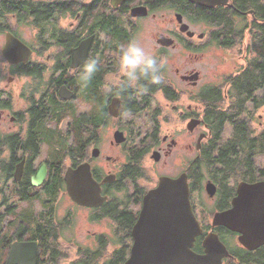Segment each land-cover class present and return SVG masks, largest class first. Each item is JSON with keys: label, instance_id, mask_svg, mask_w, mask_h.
Listing matches in <instances>:
<instances>
[{"label": "flooded vegetation", "instance_id": "flooded-vegetation-1", "mask_svg": "<svg viewBox=\"0 0 264 264\" xmlns=\"http://www.w3.org/2000/svg\"><path fill=\"white\" fill-rule=\"evenodd\" d=\"M181 3L0 0V256L1 249L7 253L3 264L13 245L34 243L39 247L38 264H107L123 245L130 246L128 260L145 196L162 177L177 179L182 174L188 177L191 208L202 231L193 252L201 257L210 252L216 261L222 259L221 264H264V245L245 247L238 233L215 223L218 214L233 208L240 184L264 182V78L255 76L252 97H247L241 116L253 125L250 131L259 149L254 175L207 173L199 180L197 167L211 135L205 122L209 102L220 101L222 111L231 108L232 78L237 73L229 67L235 63L237 68L238 62L234 52L241 53L238 64L244 58L248 62L252 54L256 62L261 60L260 49L246 57L249 46L244 42L245 36L264 28V0H230L215 8L192 3L196 12L185 33L178 20L180 15L187 20ZM146 33L153 36L151 43ZM163 38L171 45L160 43ZM133 39L162 64L161 83L149 84L147 93L129 86L119 72V48ZM181 47L191 53L184 67L177 52ZM209 50L216 62L207 80L195 67ZM89 57L98 60V71L85 85L79 76ZM182 117L186 131L199 136L183 147L188 157L177 154L184 167L173 175L166 170L177 169L173 160L180 142L175 134ZM197 119L201 123L192 132L189 124ZM116 134L126 140L118 143ZM149 158L154 161L151 173ZM82 165L90 166L99 186L96 205L76 203L67 189V171ZM42 167L45 181L35 186ZM209 183L216 187L214 196L207 191ZM62 200L69 203L64 212ZM48 245L53 247L48 248L46 263L40 262Z\"/></svg>", "mask_w": 264, "mask_h": 264}, {"label": "water", "instance_id": "water-1", "mask_svg": "<svg viewBox=\"0 0 264 264\" xmlns=\"http://www.w3.org/2000/svg\"><path fill=\"white\" fill-rule=\"evenodd\" d=\"M191 3H204L209 8L227 6L230 0H186ZM144 14H146L144 12ZM252 14V13H251ZM180 23L183 17L178 16ZM189 30L183 25L182 33ZM192 33L189 32V36ZM92 39L83 46H91ZM163 45H171V40L163 39ZM78 52V51H77ZM75 52V56L77 55ZM201 121L192 120L189 130L194 131ZM118 143L126 139L123 134H116ZM203 137L199 139L200 143ZM154 158L160 159L159 153ZM46 168L42 167L34 179L35 186H40L46 178ZM65 180L71 198L80 205H96L99 186L93 180L89 165L70 168ZM210 196L216 193V187L209 183ZM188 177L182 174L177 179L162 177L157 188L152 189L144 198L140 218L133 229L134 245L130 258L124 264H221L214 254L196 255L192 248L202 231L192 211L190 203ZM215 223L227 227L240 235V242L255 249L264 245V182L258 184L242 183L238 196L233 201V208L218 214ZM39 247L34 244H16L12 246L7 264H37ZM227 254V253H226Z\"/></svg>", "mask_w": 264, "mask_h": 264}, {"label": "trees", "instance_id": "trees-1", "mask_svg": "<svg viewBox=\"0 0 264 264\" xmlns=\"http://www.w3.org/2000/svg\"><path fill=\"white\" fill-rule=\"evenodd\" d=\"M239 4H237L239 8L245 9L246 6H241ZM180 12L191 22L196 11L192 3L182 0ZM224 35H226V33H224ZM247 38H249L250 41L247 44L249 47L246 57L248 58L250 51L252 53H257L260 49L261 60L256 62L259 59L256 60L254 54L251 53L252 58H248L249 61L246 68L244 70L240 69L237 75L232 78L231 108L227 111H222L218 109L220 101L209 102L210 109L205 117V122L209 126L211 135L209 140L203 144L200 152L197 164L199 175L205 174L204 171L210 174L218 173L236 178L240 176L247 178L249 172L254 175L256 167L254 158L259 153V149L255 145L256 138L254 133L251 132L250 124L241 118V116L247 97H252L250 89L254 87L255 76L256 79L258 77L264 78V28L259 32L253 31L247 37L245 36V41ZM259 63L261 64L260 67L262 70L260 73L257 72L256 74L255 70L258 68ZM227 125H230L232 129L230 135L225 137V127ZM262 150L264 151V135L262 137ZM244 170H247L245 174H243ZM201 178L200 175L199 180ZM117 213L120 214V212ZM52 247L51 245L44 246L45 251L40 258V262L46 263L48 248ZM129 250L130 246H119L115 260L107 264H124L128 258ZM55 253L58 252L56 251ZM53 264H60V261L53 260ZM88 264H96V262L88 261Z\"/></svg>", "mask_w": 264, "mask_h": 264}, {"label": "clouds", "instance_id": "clouds-1", "mask_svg": "<svg viewBox=\"0 0 264 264\" xmlns=\"http://www.w3.org/2000/svg\"><path fill=\"white\" fill-rule=\"evenodd\" d=\"M118 56L119 72L129 86H137L140 92L147 93L149 84L161 83L162 64L151 50L142 46L137 40L133 39L121 45ZM97 71L98 60L89 57L82 65L79 78L86 85Z\"/></svg>", "mask_w": 264, "mask_h": 264}, {"label": "rangeland", "instance_id": "rangeland-1", "mask_svg": "<svg viewBox=\"0 0 264 264\" xmlns=\"http://www.w3.org/2000/svg\"><path fill=\"white\" fill-rule=\"evenodd\" d=\"M165 12L168 13V14H170L168 11H165ZM166 19H167V22H168L169 21V16H167ZM184 24L185 25H188L189 26V29L191 30L190 25L192 23H190V21L186 20V22L182 23V27H183ZM192 30H194V28H192ZM166 31H167V29L165 27V32ZM146 35L149 36V43H151L152 40H153V36L150 33H146L145 36ZM249 41H250V39L247 38L246 41L244 42V44L247 45L249 43ZM242 45H243V43H242ZM234 51H236V49H234ZM177 52L178 53L180 52V61H179L180 67H184V64L189 61V58H190L191 53H190L189 50H186L183 47H181V49L178 50ZM178 53H174V55H178ZM234 53L236 54V61L239 62V59H241V53H239V52H234ZM251 58L252 57L250 56V59ZM215 62H216V59H215V57L213 55V52H212V50H209L205 54V57H204L203 61L198 62V64L196 65L195 69L198 70V71H202L203 73H205L206 74L205 77L208 80V77H211V74H212L213 70L215 69ZM238 62H237V68L235 67V63L234 64L230 63V67H229L230 72H234L235 71V73H237L240 69H242L244 67V65L247 66V63H248L247 60H246V58H244V60L241 62V64H238ZM188 104H190V103L189 102H186V105L187 106H188ZM183 110L186 113H188L187 107H183ZM184 118L185 117H182L181 122L179 124V127H176L178 134H175L176 140H178L180 142V147L175 152V159L173 160L174 163L177 164V167H176L177 169L176 170L173 169V167H171V165H170V161H168L169 162L168 166H170L172 170H170V171L169 170H166V172H172L173 175H177L179 173V171L184 167L183 166V163H182L183 162V159L179 158L177 156V154H182L183 157L186 154V156L188 157L189 154L184 151V148L183 147L185 145H187L189 142L196 141L198 139V136H199V134L197 132H196L195 136H192L191 134H189L186 131V129H185L186 128V123H184ZM250 125L253 127L252 124H250ZM231 129H232L231 126H227L226 132H225V137H227L228 135H230ZM166 132H168V129H166ZM147 163H148V165L150 167V172L149 173L154 172V165H153L154 164V161H152L149 158L148 161H147ZM161 166H163V165H160L159 167H161ZM204 173L207 174L206 171H204ZM150 178L151 179H154L153 176H150ZM68 207H69V203L62 200L61 203H60V209L64 212L65 210L68 209ZM30 219H31V214H30V211L27 210L25 212V220L29 222ZM80 222H82V219H80ZM0 229H1V223H0ZM64 249L67 250V247L64 246ZM109 252H112V250H109ZM4 256H7V253L4 250L1 249L0 264H3V262H4ZM69 263L70 262L68 260H61V262H60V264H69Z\"/></svg>", "mask_w": 264, "mask_h": 264}, {"label": "bare ground", "instance_id": "bare-ground-1", "mask_svg": "<svg viewBox=\"0 0 264 264\" xmlns=\"http://www.w3.org/2000/svg\"><path fill=\"white\" fill-rule=\"evenodd\" d=\"M186 22V21H185ZM188 24V23H187ZM198 120V119H197ZM201 121V120H200ZM223 213V212H222Z\"/></svg>", "mask_w": 264, "mask_h": 264}]
</instances>
